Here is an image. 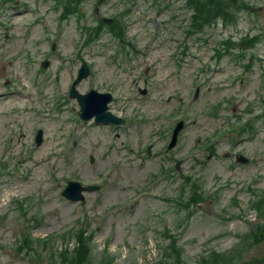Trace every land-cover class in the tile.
<instances>
[{
  "label": "rangeland",
  "instance_id": "obj_1",
  "mask_svg": "<svg viewBox=\"0 0 264 264\" xmlns=\"http://www.w3.org/2000/svg\"><path fill=\"white\" fill-rule=\"evenodd\" d=\"M97 1L0 7V264H264V0L199 31L186 0ZM116 5L123 33L98 20ZM85 62L77 90L127 125L80 118ZM69 181L99 190L72 202Z\"/></svg>",
  "mask_w": 264,
  "mask_h": 264
},
{
  "label": "water",
  "instance_id": "obj_2",
  "mask_svg": "<svg viewBox=\"0 0 264 264\" xmlns=\"http://www.w3.org/2000/svg\"><path fill=\"white\" fill-rule=\"evenodd\" d=\"M47 65H49L48 62L43 64L44 68H47ZM89 75V69L87 64H83L79 76L77 80L74 82L70 96L72 98L78 99V102L81 107L80 116L84 120H90L93 117H96L97 123H105V124H121L123 121L117 117H115L112 113L109 112V106L108 103L112 101V95L110 94H99L97 91L92 90L86 95H81L77 91V85L80 84V82L87 78ZM184 127V122L181 121L177 124L171 143L169 145V149H174L178 142V136L181 130ZM36 142L38 145H41L43 142V132L39 131L36 137ZM149 154L151 153V149L148 150ZM99 189V187L91 186V187H83L81 184L77 182H70L67 186V188L63 192V196L67 198L68 200H71L73 202H84L85 201V195L84 193H92Z\"/></svg>",
  "mask_w": 264,
  "mask_h": 264
},
{
  "label": "flooded vegetation",
  "instance_id": "obj_3",
  "mask_svg": "<svg viewBox=\"0 0 264 264\" xmlns=\"http://www.w3.org/2000/svg\"><path fill=\"white\" fill-rule=\"evenodd\" d=\"M10 0H0V7L1 6H3L4 4L5 5H7V4H10V6H11V8H15V9H17L18 8V6L20 5V3H21V1L20 0H12V2H9ZM59 1V0H58ZM81 1V4H80V6H79V12H80V15H79V17H83V10L81 9L82 7H83V5L85 4V2L87 1V0H80ZM208 1H210V0H208ZM107 2H108V0H98L97 1V3H96V5H95V8H94V14L97 16V15H99V11H100V7L101 6H105L106 4H107ZM186 4H187V7H188V10H190V12H191V16H192V19L194 20V22H193V20H192V27H193V29L195 30V31H199V30H202L206 25H210V26H213V25H215L216 24V21L214 22V21H212L209 17V12L210 11H212L211 10V8H209L208 9V15H206V14H204V13H202V11H199L198 12V10H196V8L194 7V5H193V0H186ZM109 5H111V4H109ZM216 5V4H215ZM66 6H69L68 4H66ZM131 5H129V7H130ZM82 10V11H81ZM128 10H130V8H128L127 10H126V12L128 11ZM204 11V10H203ZM215 11V10H214ZM214 11H212L213 13H214ZM134 12V10L131 12V13H133ZM131 13H128L127 15H124L123 17H125V16H128V15H130ZM203 15H202V14ZM74 15H78V13H77V11H75L74 12ZM121 15V8L119 7V5H116L115 6V9L113 10V14H111V15H108V16H102L101 18H99L98 20H99V22H102V23H104V22H106L107 20L108 21H110L111 22V24L109 25V27H111V28H113L114 30H117V31H121V33H123L124 32V30L123 29H121V27H120V24H119V21L120 20H118V18H119V16ZM223 17H225L224 19H223V21H224V26L225 27H228L229 25H232V23H233V19H232V14H230V15H226V16H223ZM226 20H228V21H226ZM213 22V23H212ZM202 28V29H201ZM104 30V28H102V31ZM229 46L227 45V48H228ZM187 65V64H186ZM186 65H184V66H186ZM183 69L184 70H188L187 68H185V67H183ZM248 70H250V69H248ZM115 87V86H114ZM203 85H199V84H197L196 85V88H195V92H194V94H193V97H194V99L195 100H198L201 96H202V94L204 93V91H203ZM115 89H116V87H115ZM107 92H110V91H107ZM140 93H141V95H143V96H145L147 93H148V90H140ZM228 155H230L231 156V154L229 153ZM237 155V154H236ZM235 155V156H236ZM232 156H234L233 154H232ZM179 169H180V163H178V165H176V170L177 171H179ZM197 182L199 183V180L197 179Z\"/></svg>",
  "mask_w": 264,
  "mask_h": 264
},
{
  "label": "trees",
  "instance_id": "obj_4",
  "mask_svg": "<svg viewBox=\"0 0 264 264\" xmlns=\"http://www.w3.org/2000/svg\"><path fill=\"white\" fill-rule=\"evenodd\" d=\"M193 4L196 5V8H200V11H202V13H205L206 15H208V9L210 7L213 6L214 4V0H210V1H205V0H193ZM216 5L215 6H218V9H216L214 11V13L212 11L209 12V18L212 20V21H217L219 20L220 18L223 20L225 17H221V16H226V15H230V14H233L234 11H229L231 10L230 6L225 3L223 0H216ZM205 12H204V11ZM232 19L233 18V15H232ZM228 21V20H226ZM213 23V22H212ZM218 23V22H216ZM211 25V24H210ZM80 246H82V243H80ZM178 250H172L170 249V254L171 253H175L176 256H179V252H177Z\"/></svg>",
  "mask_w": 264,
  "mask_h": 264
},
{
  "label": "bare ground",
  "instance_id": "obj_5",
  "mask_svg": "<svg viewBox=\"0 0 264 264\" xmlns=\"http://www.w3.org/2000/svg\"><path fill=\"white\" fill-rule=\"evenodd\" d=\"M40 164V163H39Z\"/></svg>",
  "mask_w": 264,
  "mask_h": 264
}]
</instances>
